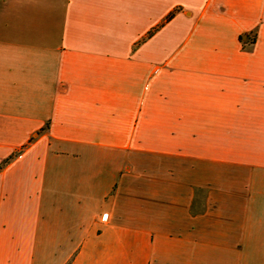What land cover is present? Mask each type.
Masks as SVG:
<instances>
[{
  "label": "crops",
  "instance_id": "crops-1",
  "mask_svg": "<svg viewBox=\"0 0 264 264\" xmlns=\"http://www.w3.org/2000/svg\"><path fill=\"white\" fill-rule=\"evenodd\" d=\"M0 264H264V0H0Z\"/></svg>",
  "mask_w": 264,
  "mask_h": 264
},
{
  "label": "trees",
  "instance_id": "trees-1",
  "mask_svg": "<svg viewBox=\"0 0 264 264\" xmlns=\"http://www.w3.org/2000/svg\"><path fill=\"white\" fill-rule=\"evenodd\" d=\"M170 14H171V12H170V13H169V14H168L166 17H168ZM5 160H7V158H6V159H4V161H5Z\"/></svg>",
  "mask_w": 264,
  "mask_h": 264
}]
</instances>
